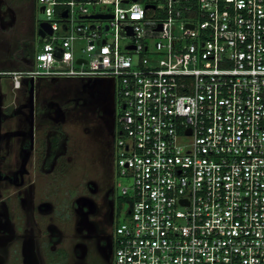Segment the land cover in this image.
I'll return each mask as SVG.
<instances>
[{
  "label": "built area",
  "instance_id": "obj_1",
  "mask_svg": "<svg viewBox=\"0 0 264 264\" xmlns=\"http://www.w3.org/2000/svg\"><path fill=\"white\" fill-rule=\"evenodd\" d=\"M36 6L51 34L28 69L7 73L13 88L113 85L115 185L128 204L113 264H264V0Z\"/></svg>",
  "mask_w": 264,
  "mask_h": 264
},
{
  "label": "flooded vegetation",
  "instance_id": "obj_2",
  "mask_svg": "<svg viewBox=\"0 0 264 264\" xmlns=\"http://www.w3.org/2000/svg\"><path fill=\"white\" fill-rule=\"evenodd\" d=\"M36 12V0H0V264H113L121 217L110 83L62 79L73 84L48 97L62 80H33L32 102L29 82L2 85L8 65L33 62L35 20L28 44L11 49L10 41L22 35L17 19ZM80 112L104 124L92 139L90 127H69Z\"/></svg>",
  "mask_w": 264,
  "mask_h": 264
},
{
  "label": "rangeland",
  "instance_id": "obj_3",
  "mask_svg": "<svg viewBox=\"0 0 264 264\" xmlns=\"http://www.w3.org/2000/svg\"><path fill=\"white\" fill-rule=\"evenodd\" d=\"M96 9H92L91 7H89V10H96V11H106V10H109V11H112V7H106V6H97L95 7ZM31 14V13H30ZM33 16L35 18H33ZM34 21L35 20V24L36 25H39L40 23H44L45 22V17L39 13V12H36L34 15L33 13L31 14V16L27 15L25 17L23 16H20L19 19H17V27L20 26L21 27V31L20 33H22V35L20 37H18L17 39H12L10 41L11 43V49L13 48V46H20V44H28V37H29V34L31 33V26H32V23L31 21ZM113 32L110 33V35H108V38L111 37ZM63 33H60V35H62ZM117 36L121 37L123 36V34L121 32L117 33ZM41 39H39L38 41H36V51H35V54L38 52L39 48H40V45H41ZM154 40H148V44L150 45V48L153 46V43ZM127 43H129V40H124V39H119V45L121 46V49H123L124 45H126ZM85 45V42L84 41H76L75 42V54L76 55H81L80 54V49L83 48ZM18 52V51H16ZM21 53L19 54V57L17 59H20L21 57ZM4 54L0 52V57H3ZM7 64H3L2 67H5ZM19 67L15 66V67H10L9 65L6 67V71H8V73L10 72H16V71H21V70H24V69H28L30 67V64L29 62L27 61H24L23 64H19L18 65ZM8 67L10 69H8ZM73 84L71 81H60L57 83V85H55L53 87V90L49 93H47V96L50 97L53 95H50L51 93H54L55 96L54 97H59V93H62L63 90H66V86H69ZM2 85L4 86V89L6 91L10 90V87H11V81H9L7 78H4V80H2ZM64 87V88H63ZM118 105H119V102H117V108H118ZM75 114V113H74ZM73 114V117L71 118L70 122L68 123L69 124V127H90L91 129V134H90V137L92 139V137L94 138V131H93V128L94 127H104V124L102 122H100L92 113L88 114V115H84L83 113H79L78 116H76V114L74 115ZM79 117V118H77ZM94 146V144H93ZM107 160L109 161V166H111V158L109 156H107ZM123 184L126 182L124 180L121 181ZM117 196L120 197V191L118 190L117 191ZM118 207H119V216L121 217V220L124 218L125 216V213L127 212V209H128V204H126L124 201H123V198L121 196L120 200H119V204H118ZM120 220V221H121Z\"/></svg>",
  "mask_w": 264,
  "mask_h": 264
},
{
  "label": "water",
  "instance_id": "obj_4",
  "mask_svg": "<svg viewBox=\"0 0 264 264\" xmlns=\"http://www.w3.org/2000/svg\"><path fill=\"white\" fill-rule=\"evenodd\" d=\"M133 1H136V0H133ZM62 17H66L65 13H63ZM90 18L106 19V18H109V16H107V15H92ZM158 28H160V27H158ZM127 30H128V33L130 34L131 33L130 29L128 28ZM45 33L51 34V31H50L47 24L40 23L38 25V35L40 36V38H44ZM33 83H34L33 80L29 81V84H30V88H29L30 102H32ZM110 93L111 94L113 93L112 83L110 84ZM112 113H113V108H112V105H110L109 109L107 110V117L111 119V127H113V125H114V119L111 117Z\"/></svg>",
  "mask_w": 264,
  "mask_h": 264
}]
</instances>
